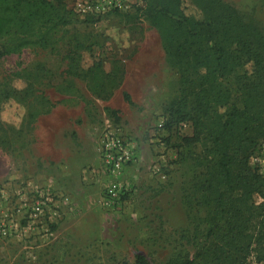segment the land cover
<instances>
[{
  "label": "rangeland",
  "instance_id": "obj_1",
  "mask_svg": "<svg viewBox=\"0 0 264 264\" xmlns=\"http://www.w3.org/2000/svg\"><path fill=\"white\" fill-rule=\"evenodd\" d=\"M181 1L184 13L199 16L190 0ZM221 1L264 25V0ZM63 2L69 7L72 0ZM140 5V0H132L131 10ZM53 36L59 39L51 48L29 46L0 56V210L9 212L16 198L12 194L19 188L46 184L69 193L77 208L61 210L49 225L45 244L36 238H0V264L35 263L39 260L26 257L33 249L46 255L38 264H118L132 261L137 253L150 264H165L178 252L190 256L192 249L179 238L180 229L188 225L182 188L201 171L196 166L200 145L178 146L180 135L191 134L190 123L181 133L177 127L157 125L164 117L162 108L176 94L177 81L163 60L155 28L141 16L125 20L107 15L88 22L76 15ZM74 38L87 45L77 51L80 67L99 61L97 75L82 78L67 73ZM6 41L0 38V46ZM239 72L223 78L234 100L233 78ZM27 83L32 85L35 104L42 102L40 95L47 99L36 107L46 112L30 121L23 101L4 97L7 88L22 89ZM123 92L132 105L124 101ZM55 124L62 127L52 135L53 146L42 145L40 138L50 140L51 132L41 133V128L53 129ZM108 124L136 155L123 168L127 187L117 209H103L99 202L108 176L97 146ZM60 145L80 149L65 160L74 173L62 174L55 163ZM155 165L159 173H153ZM77 170L91 178L87 185ZM252 201L257 204L260 197L253 194ZM70 234L73 242L51 240Z\"/></svg>",
  "mask_w": 264,
  "mask_h": 264
},
{
  "label": "trees",
  "instance_id": "obj_2",
  "mask_svg": "<svg viewBox=\"0 0 264 264\" xmlns=\"http://www.w3.org/2000/svg\"><path fill=\"white\" fill-rule=\"evenodd\" d=\"M190 1L198 17L184 13L181 0H140V7L108 14L125 20L141 16L155 28L163 60L177 81L175 96L162 108L161 126L178 132L180 123H190L191 134H179L178 146L200 145L196 166L201 171L182 188L188 225L179 238L192 254L178 252L165 264H257L264 262V173L248 158L264 143V25L221 0ZM75 18L63 0H0V38L7 40L0 56L29 46L51 48L59 39L53 35ZM73 42L67 73L97 75L101 63L82 69L77 51L87 45ZM236 69L241 72L233 78L234 100L223 78ZM6 91L4 97L23 101L28 121L46 112L36 107L47 99L40 95L42 102L35 104L31 84ZM122 97L132 105L126 92ZM118 264L150 263L137 253Z\"/></svg>",
  "mask_w": 264,
  "mask_h": 264
},
{
  "label": "built area",
  "instance_id": "obj_3",
  "mask_svg": "<svg viewBox=\"0 0 264 264\" xmlns=\"http://www.w3.org/2000/svg\"><path fill=\"white\" fill-rule=\"evenodd\" d=\"M131 3L132 0H72L69 7L80 18L103 17L112 12H128L131 10ZM161 124L162 120L157 125ZM186 126L187 123H180L178 132L181 133ZM97 149L108 176L99 200L100 206L103 209H117L120 207V197L127 187L122 175L123 168L136 155L132 146L114 129H110L109 124L100 133ZM248 163L258 172L264 173V145L249 156ZM152 169L153 173L160 172L157 165L152 166ZM13 195L16 198L8 209L9 212L0 210V238L13 236L47 240L50 235L49 225L56 222L61 210L66 208L72 212L73 209L68 194L56 192L47 184L19 188ZM11 213L15 215L13 218ZM30 256L29 252L26 255L28 260L32 258Z\"/></svg>",
  "mask_w": 264,
  "mask_h": 264
},
{
  "label": "crops",
  "instance_id": "obj_4",
  "mask_svg": "<svg viewBox=\"0 0 264 264\" xmlns=\"http://www.w3.org/2000/svg\"><path fill=\"white\" fill-rule=\"evenodd\" d=\"M58 110V109H57ZM56 110V111H57ZM52 127V125H47V126H44L43 128H41V133L42 132H47V131H50L51 132V137H50V140H49V138H47V139H42V137L40 138V142L42 143V145H48V146H53V142H54V139L52 138V135L54 136L55 134L57 135V133L59 132V131H61V128L60 127H62L61 125H57V124H55V126H53L54 128L52 129L51 128ZM75 128H77V126H75ZM74 128V129H75ZM81 128H79V130H80ZM52 131H53V133H52ZM82 137V135L78 132V137ZM46 143V144H44V143ZM58 147V156L56 157V159H55V163L57 164V166H58V168H60L61 169V171H62V174L63 173H66V172H70V171H72L73 172V170H70V167H68L67 166V163H66V158L69 156V155H72V154H74V153H76V152H79V148L78 147H76V148H70V149H68V148H64L63 146H57ZM98 147V146H97ZM98 150V149H97ZM80 171V172H79ZM74 173V172H73ZM77 174H78V178H79V176H80V180L82 181V183L84 184V185H87L90 181H91V178H89L85 173H83V172H81V170H77ZM52 183V182H51ZM59 193H65V192H59ZM67 194V193H66ZM68 195H69V197H70V199H71V196H70V194L68 193ZM72 205H73V209L75 210V208H77V204L75 203V202H72ZM82 206V205H81ZM79 208V207H78ZM73 209H72V211H73ZM70 226V225H69ZM68 227V226H67ZM69 233V232H68ZM55 239H57V242H61L62 244H64V243H67V242H73L74 241V238H73V235H68V236H65V235H63V236H60V238L59 237H57V236H54V238H52L51 240H55ZM50 240V241H51ZM42 242L44 243H46L47 242V240H42ZM44 243V244H45ZM40 246H41V244H40ZM67 247V246H66ZM41 249H42V247H41ZM42 250H44V249H42ZM45 251V250H44ZM30 254H31V256L30 257H32V258H30L29 260H31V259H37V260H39V261H36L35 263H33L32 262V264H38L39 262H41V260L46 256L44 253L42 254V252H37L35 249H33V251H31L30 252ZM27 263V262H26ZM30 263V262H29ZM28 263V264H29ZM31 264V263H30Z\"/></svg>",
  "mask_w": 264,
  "mask_h": 264
}]
</instances>
